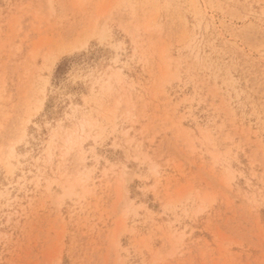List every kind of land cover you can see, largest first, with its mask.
I'll use <instances>...</instances> for the list:
<instances>
[{
  "label": "rangeland",
  "instance_id": "rangeland-1",
  "mask_svg": "<svg viewBox=\"0 0 264 264\" xmlns=\"http://www.w3.org/2000/svg\"><path fill=\"white\" fill-rule=\"evenodd\" d=\"M0 264H264V0H0Z\"/></svg>",
  "mask_w": 264,
  "mask_h": 264
},
{
  "label": "bare ground",
  "instance_id": "bare-ground-1",
  "mask_svg": "<svg viewBox=\"0 0 264 264\" xmlns=\"http://www.w3.org/2000/svg\"><path fill=\"white\" fill-rule=\"evenodd\" d=\"M70 51V50H69Z\"/></svg>",
  "mask_w": 264,
  "mask_h": 264
}]
</instances>
